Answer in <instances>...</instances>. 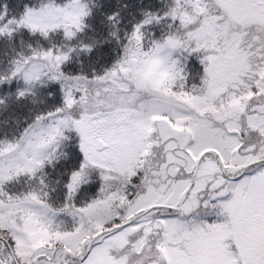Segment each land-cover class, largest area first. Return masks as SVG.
Wrapping results in <instances>:
<instances>
[{
  "label": "snow or ice",
  "instance_id": "6c2138e0",
  "mask_svg": "<svg viewBox=\"0 0 264 264\" xmlns=\"http://www.w3.org/2000/svg\"><path fill=\"white\" fill-rule=\"evenodd\" d=\"M0 264H264V0H0Z\"/></svg>",
  "mask_w": 264,
  "mask_h": 264
}]
</instances>
